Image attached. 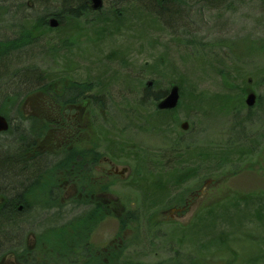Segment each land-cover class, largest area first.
<instances>
[{"label":"rangeland","instance_id":"374dc122","mask_svg":"<svg viewBox=\"0 0 264 264\" xmlns=\"http://www.w3.org/2000/svg\"><path fill=\"white\" fill-rule=\"evenodd\" d=\"M111 5V0H104L103 9H100V12L105 14L113 9ZM59 6V1L51 4L54 9ZM7 10L5 5H0V16L7 13ZM14 11L15 8L12 5L11 14H8L7 18L14 15ZM97 11L99 10H95L89 17L95 16ZM137 11L139 10H136L135 14H138ZM237 13L240 16L237 20H234L236 15L228 14L225 16L227 17L226 21L221 25L218 21L212 22L213 19H211L210 24L215 27L202 29L201 39H204L205 36L208 40L218 37V40L221 41L216 44L206 43L204 47L202 45L203 51L199 52L202 58L197 57V59L195 55L190 54L191 49L186 44L178 42L174 37L175 33H171L167 27L162 24L155 25L153 28L147 27L152 23L148 17L143 20L138 19L136 22L128 20L124 24L114 23L110 29L120 28L122 31L127 29L128 32L123 31L124 34L114 33L110 36L99 31L98 25L94 29L85 18H80L78 21L79 30L74 33L73 38L76 47L72 49L71 55L63 51L50 58L44 54L45 49L42 50V47L38 49L40 45L34 48L33 54L27 55L26 51L20 53L24 55L25 59L17 64L18 68L32 63L51 74L57 73L58 76H62L65 73L73 77L59 78L51 85V89L57 94H65V90L72 87V79L85 83L90 80L94 84L98 81L102 84L94 85L92 83V93L98 92L100 89V95L104 97L103 100L109 105V108L104 109L100 107L99 103L94 106L91 104V98L87 97L77 101V109L71 110V103L56 102L50 96L51 91L49 90L33 92L26 96L20 105L25 114L35 116L38 126L44 127V133L46 132L44 139L38 141L41 148L49 147L46 144L51 145L52 149L56 148L61 136L63 137L67 133L64 141L71 140L76 147L89 148L96 145L100 151L99 146L102 141L104 146L105 140L99 138L97 128L102 127L111 130V135H107V137L116 138L118 141L116 143L125 149L122 156L115 158L120 166L119 170L123 166L130 167V172L125 173L124 177L121 176V178L115 173L109 175L105 172V181L102 182L98 181L92 173H89L88 176L87 173H84L79 179L77 178L79 184L77 188L80 189L81 186L87 188V184L91 182V185L89 184L91 194L103 199L102 205H105L99 210L101 214L99 216L92 215L90 220L92 229L88 231L87 235L90 236L92 245L94 242L101 245L107 244L122 227L120 233H124L125 236H128L131 231L135 233L139 230L140 235L141 232H148V239H152V243H142L140 246L145 264H158L160 261L172 264V262H167L172 255V250H170V246L162 245L163 241L162 244L160 243L159 234L168 235L167 240L174 242L171 246H176L175 243L180 244L185 239L202 241L208 246H213L210 247L207 254H203L204 257L196 256L198 258L195 262L183 259L185 263L190 262L189 264H242L243 261L248 262L256 260L258 256H263L264 210L258 209L256 215H253L255 210H252L251 207L252 201H255L256 197L264 196V41L253 42L251 39L261 33L264 36V30L261 26L254 27L257 22L248 19L247 15L252 14L248 12V9L241 11L239 9ZM244 17L248 20H241ZM11 20L14 21L15 18L13 17ZM48 20L50 22L52 20L59 21L55 16H51ZM0 23L3 25L1 21ZM205 25H209V23L205 22ZM19 26L20 24L16 29L12 24L6 33L8 31L11 33L13 30L18 31ZM130 26L134 30H130ZM147 28L149 29L142 32ZM110 29L107 33L111 32ZM33 30L38 33L35 29ZM16 31L12 36H17ZM58 34L52 30L49 33V38L54 37L52 44L58 43ZM96 34L104 35L102 36L104 39L97 37L98 39L95 40ZM231 43H233L232 48ZM66 59L68 60L66 61ZM211 62L215 63L214 66L217 69L218 67L224 69V74H220L219 70L217 72L216 68L210 64ZM242 76H245L246 81L253 77L250 87L244 94L239 97L232 95L230 99L219 96L220 94L228 95L231 90H228L227 87L239 84ZM179 78H183L182 81L193 88L194 95L200 96L198 101L203 102L201 106L197 104L196 100H185V97L181 96L179 102L181 107L175 111L176 116L173 121L169 120L167 125H159L161 126L159 128L153 126L144 116L146 114L144 110L142 111L144 115L131 111L133 107H137L138 101L142 98L143 89L149 82L152 84L156 82L154 87L158 90L164 87L170 88L171 83ZM251 91L256 93L257 102L249 107L245 99ZM233 92L239 94L241 91L238 89ZM58 97L62 100L68 98L66 96L65 98ZM68 106L70 109L64 110ZM146 107V112H149L147 114L150 115L157 106L154 103H148ZM177 107L178 105L175 108ZM248 113L251 115L255 113V120L245 124L241 122L240 118ZM94 114L96 120L93 118ZM159 114L162 116L157 117L158 119L170 116L163 117L164 114L161 112ZM183 122H188L187 130L182 128L181 123ZM247 133L254 134L250 146L257 145L254 152L245 155L243 160H239L235 152L230 153V158L225 159L224 166L219 171H217L216 161L220 159L203 160L202 163H199L202 173L186 185V189L189 191L187 199H182L183 202L180 205L175 202L169 207L154 211L151 219L153 225L142 226L140 229H137L138 222L128 224L126 221V226L119 225L126 211L140 207V201L143 198L148 203H165V194L168 195L170 192L168 179L183 175L181 173L179 175H152L149 170L151 162L141 160L136 165L146 167L145 171L142 170L140 175L134 176L132 186H129L132 189L123 187L120 180L132 176V168H134L135 161H138L135 157V161L132 160L131 154H127L128 151L138 152L143 158L145 156L153 157L156 160H152V164L156 165L161 161L166 162L167 159L173 161L177 144L183 145L184 149L188 148L189 144L194 152L198 150L199 146L203 149L211 148L214 152H217L221 147L228 151L232 147L234 149L240 147L241 143L247 144L245 140L250 137L244 138ZM101 136L103 137L102 133ZM108 148L113 153L118 151L115 144H111ZM215 158L218 157L215 156ZM54 161L55 159H50L49 163L53 164ZM168 169L170 168L167 167L165 171ZM63 173V171H59L54 177L48 174L43 178L41 181L43 187L32 191V196H30L32 201L40 200L42 203L46 200L48 202L49 196H51L56 201L60 200L57 203L59 204L62 202V198H58V191L64 196L63 201H68V198L73 195L74 185ZM201 175L208 176L201 177V179ZM54 186H58V188L51 190L50 188ZM247 195H252L253 198L248 201V206L241 207L246 202L243 200L237 208L235 203L245 199ZM248 199L250 198L246 200ZM80 201L81 197L76 202ZM92 208L94 207L81 206L74 211H59L46 216L48 219L41 223L42 228L40 226L37 228L39 232H45V234L43 233L38 240L33 235L30 236L29 245L32 249L40 251L41 254L51 253L54 256L58 253L68 254L73 247L79 246L80 249L86 247L80 243L79 231L82 229L81 226L85 219L79 223L75 222L73 226L69 223L75 221L71 219L74 218L71 217L73 214ZM208 209H212L213 212H207ZM251 216L254 217L247 219ZM34 223L36 226L40 224L37 220ZM177 225H181L180 228ZM184 225L187 226L183 227ZM49 227L52 229L48 230ZM155 233L158 236H154ZM214 244H216L215 247ZM183 254L185 255V253ZM15 258L6 256L0 260V263L23 264L20 258L17 260Z\"/></svg>","mask_w":264,"mask_h":264},{"label":"trees","instance_id":"16d2710c","mask_svg":"<svg viewBox=\"0 0 264 264\" xmlns=\"http://www.w3.org/2000/svg\"><path fill=\"white\" fill-rule=\"evenodd\" d=\"M55 1H59L60 6L54 9L51 7V4ZM111 2L113 9H110L105 14H102L99 9L95 16L89 17L96 10L91 8L89 0H0V5H5L8 8V12L3 14L1 13L2 15L0 16V18L3 16L0 19L3 23V25L0 23V113L5 115L7 117V121L10 123V128L4 131L0 138V260L9 255L25 259L29 251L28 240L31 234H35L34 237L37 240L43 235V233L45 234V232H39V229L37 230V228L38 226L42 228L41 223L46 222L48 219L46 216L55 214L59 211L66 212V210H68L67 204L64 206H61L60 204L57 206L58 208L55 207L52 202H55L56 200L51 196H49L50 199L48 202L46 200L42 203L40 200L37 202L31 201L29 200L28 195L32 192V190L30 187L24 190L25 187H27V184H29V180H36L39 174H43L48 169H55L58 161H61L62 156L59 158V152L57 153L59 155L55 154L57 156L52 157L49 155L50 153L45 154L36 151L35 156L32 159H29L34 150V146L36 145L35 139L33 138V125H35V120L34 117H26V114L20 108L21 102L27 95L32 94L33 92L49 90L51 91L50 96L58 103L63 102L75 104L79 100L90 97L92 105L97 106L99 103L100 107H103L104 109L109 108V105H107V103L103 100L104 97L100 95V89L98 92L92 93L93 89L91 88L93 87L92 83L94 84V82L90 80H86L87 83H85L76 80L74 81L72 79V87L67 88L65 90V94L63 95L57 94L51 89V85L59 78H64L66 76L69 78L73 77L70 74L65 73L62 76H58L57 73L51 74L47 70H41L38 65L32 63L18 68L17 64L25 59L23 57L24 55L20 53L26 51L27 55L29 53L33 54L32 52H35L34 48L40 45L38 49L41 47L42 50L45 49V52L43 51L44 54L50 58L58 54V52L63 51L71 55L72 49L76 47L75 42H73V38L74 33L79 30L78 21L80 18H85L94 29L95 26L98 25L99 31L103 32L107 36H110L114 33L124 34V32H128L127 29H123L124 32L120 28H117L116 30L110 29V26L114 23L119 22L120 24H124L127 23L128 20L136 22L138 19L143 20L148 17L152 20V23H150L147 27L153 28L155 25L161 24L164 27H167L171 33H175L174 37H176L178 42L186 44L187 47L191 49L190 54L192 53L195 55L196 59L197 57L202 58L199 54V52L203 51V49H201L202 45L204 47L206 43L216 44L221 41L218 40V37L214 40H208L206 39V36L204 39H201L200 32L202 29H212L215 27V25L210 24L211 19H213L212 22L218 21L221 25V23L226 21V15H236L234 20H237L238 17L240 18L237 11L239 9L240 11L248 9V12L252 13L250 16L247 15L248 19L257 22L254 27L259 28V26H261L264 30V0H111ZM12 5H14V12L17 14L14 13V15L8 16L7 18V15L11 14L10 10ZM102 9L103 8H101V10ZM136 10H139L140 12L137 11L138 14H135ZM18 12H20V14H18ZM51 16H55L59 20L58 25H50V21L48 19L51 18ZM13 17L15 18L14 21L11 20ZM248 19L244 17L241 20L244 21ZM5 21L8 22L6 23ZM205 22L209 23V25H205ZM12 24H14L16 29L18 24H20L18 31L13 30L11 33L10 31L7 33L4 32L5 30H8ZM129 28L130 30H134L131 26ZM149 28L142 30V32H145ZM33 29H35L38 33L34 32ZM108 29H110V33H107ZM51 30L59 33L57 36L58 43L56 45L52 44L54 37H48ZM15 31L17 36H12ZM235 34L237 35V33ZM262 34L263 33L256 35L251 39V41H264V36ZM102 36H98L96 34L95 40L98 39L97 37L104 39ZM232 45L233 43L230 44L231 48L233 47ZM68 59H66V61ZM160 61L162 62L161 57ZM210 64L213 65V68H216V66H214V62H211ZM218 70L220 71V74H224L225 72L224 69L219 67L218 69L216 68L217 72ZM241 78L242 80L239 84H232L227 87L228 90H231L228 92V95L223 96L220 94L219 96L230 99L232 95L239 97L244 94L247 88L250 87L253 77L247 81L245 76H242ZM182 80L183 78L176 79L171 84L179 85L182 98L185 97V100H196L197 104L201 106L203 102L198 101L200 96L196 94L194 95L192 93L193 88L187 83H184ZM95 84H101V82L97 81ZM155 84L156 82L153 83L152 86L149 84L145 86L142 92V98L138 101L137 107H133L131 111H136L140 115H144V113H146L144 116L150 121V123L159 128L167 125L169 120L173 121L176 116L174 113L181 107V104L179 103L178 107L175 109H160L157 103L168 94L169 88L164 87L163 89L156 90L154 87ZM238 89L241 91L239 94L233 92ZM58 96H62V98H65L66 96L68 98L62 100ZM148 103H154L157 106L155 111L150 115L147 114L149 112H146V104ZM182 104H184V101H182ZM143 110L145 112L142 114ZM160 112L161 114H164L163 117H165V115L170 116H167L165 119H158L157 117L162 116L159 114ZM254 114L251 115L248 113L241 116V122L247 124L246 122L254 121ZM237 116L238 114L236 115V118ZM100 128H98L99 133H102L104 139L109 140L110 142L106 149L109 150L108 146H111V144H115L118 149L117 153H113L112 150H109V153L111 155H116L117 157L122 156V152L125 150L123 149V146L116 143L118 142L116 138L107 137V135H111L112 131L103 129L102 127ZM253 135L247 133L246 136H244V138L250 136L245 140L247 141V144L241 143L240 147L235 149L232 147L228 151L226 149H222L221 147V149H218L217 152H214L211 148L203 149L199 146L200 148L197 147L198 150L194 152L189 144L188 148L185 149L182 147L183 145L177 144L175 149L176 152H174L175 159L173 161H171L172 159H167L166 162L163 163L161 161L156 165L152 164V160H156L153 159V157L145 156V158H143L140 157L138 152L133 151L131 153L128 151L127 154H131L132 160L135 161V159H138L137 162L135 161L133 168L135 175H140V171L142 170L145 171L144 169L146 167L136 165L141 160H146L149 163L151 162L149 170L152 175H179L180 173L183 175L178 178L172 177V179H168L170 183V192L168 195L165 194V203H148L147 201L145 202V199L143 198V200H139L141 203L140 207H136L132 210L128 209L126 211L125 218L121 221V225L126 226V221H128V224L138 222L139 226L137 229H140L142 226L147 227V225H153L151 220L153 211L151 210L168 205L171 201H178L187 195L189 193L186 189L187 183L202 173L199 163H202L203 160L213 161L214 159H220L216 161L217 171H219L222 169V166H224L225 159H228V157L230 158V153L232 154L235 152L236 155H238V159L243 160L244 156L254 152V148L257 146L254 144V146L250 147L252 145V139L254 138ZM22 156L28 157L22 160ZM215 156L218 158H215ZM50 159H55L53 164L49 163ZM196 160L199 161L197 162ZM46 162L48 163L47 165ZM167 167L170 169L165 171ZM207 176L208 175L204 177ZM201 177L204 178L203 175H201L200 178ZM251 196L247 195L245 199H241L240 202L235 203V206L239 208L244 200L246 202L241 207L245 208L249 204L248 201L253 199ZM247 198L250 199L246 200ZM21 204H24V207L21 208ZM251 209L255 210L253 215H256V211L258 209L264 210V196L256 197V200L252 201ZM207 212H213V210L208 209ZM89 213V210L81 211V213L78 214L80 217L78 219L81 220L82 216L85 218ZM257 215L260 217L259 214ZM252 217L254 216L248 217L247 219ZM35 220H37L40 224L36 226L34 223ZM180 226L178 227L180 228ZM185 226L187 225H184L183 227ZM47 229L51 230L52 227ZM141 234L144 236L143 243H152V239H148V232L144 231L141 232ZM153 235L158 236L157 233ZM167 236L168 235L165 234H159L158 238L161 239V244L163 241L162 245L167 247L170 246L172 255L167 262H172V264L190 263L188 261L185 263L183 259L195 262L196 258L204 257L203 254H207L210 247H213L208 246V244L202 241H189L188 239H185L180 244L175 243L176 246H171L174 242H169L167 240ZM135 243L136 241L133 238L129 240L127 244L132 246ZM215 246L216 244H214V247ZM32 251L35 252L34 256H36L37 250L34 249ZM183 253H185V255ZM260 262L264 263V254L263 256H258L256 260H250L248 262L243 261L242 264H258ZM165 263L166 262L164 261H160L158 264ZM55 264H60V262L57 261Z\"/></svg>","mask_w":264,"mask_h":264},{"label":"flooded vegetation","instance_id":"af4514ba","mask_svg":"<svg viewBox=\"0 0 264 264\" xmlns=\"http://www.w3.org/2000/svg\"><path fill=\"white\" fill-rule=\"evenodd\" d=\"M4 32H6V30ZM91 104H92V101H91ZM77 105H78V102H76L75 104H72L70 107L71 110L77 109ZM70 108L68 106V108L64 110H69ZM26 117H30V118L34 117V120H35L34 122L35 125H33V131H34L33 138L35 139L36 145L34 146V150L32 154L30 155L29 159H32L35 156L36 151H39L45 154L50 153L49 155L52 157L59 155L57 154L59 152L60 153L59 158L60 156H62V159L60 162L58 161L57 167L55 169H48L46 172L44 173L42 172L43 174H39L36 180H33V181L29 180L28 181L29 184H27V187H25L24 190L30 187V189L33 191L36 188L43 187V185H41V181L43 180V178L47 177L48 174H51V176L54 177L57 174V172L63 171L64 172L63 174L65 175V177H68L70 179L69 182L74 185L73 186L74 191L72 189L73 195H71L70 198H68L69 199L68 201L64 202L63 201L64 196H62L60 191H58V198L61 197L62 202L59 204H56L60 201L59 200V201L52 202V204L55 207L59 206L60 204L61 206H64L67 204L68 210H66V212L74 211V209L79 208L81 206L82 207L90 206L94 208L93 210L89 209L90 213L87 214L85 218L83 216L81 218L82 221L84 218L85 222L83 221L82 226H81L82 229L79 230L80 238H81L80 243L81 245L82 244L86 245V247H83L81 249L79 248V246H77L76 248L73 247L72 251H69L68 254L58 253L55 256L51 255V253L41 254L40 251L39 252L37 251L36 253L37 255L34 256L35 252L32 251L34 249L31 248V245H28L29 251H28V254L26 255V258L22 259L20 257H16L15 260H17V258H20L23 264H55L57 261L60 262V264H120L124 262H128L130 264H144L143 254L140 252V248H141L140 246L143 243V239H142L143 236L142 234L140 235L139 230L136 231L135 233H132L131 231L128 236H125L123 235L124 233H120V229L122 228L120 227L119 231L115 234L114 238L104 245L98 244L96 242H94V244L92 245L90 242V236L87 235L88 231L92 229L91 223H90L92 215L99 216L101 214V212H99L100 208L105 205H102L103 199H100L95 194L92 195L93 193L91 194L90 189H89V184L91 185V182L89 184H87L88 182L86 183L88 189L86 188V186H83V187L81 186V188L79 189L77 188V186L79 185L77 183V180L84 173H87V176L89 175V173H92V175L96 179H98V181L102 182V181H105V177H106L105 172H107L109 175H112V173H115V175L118 174L117 176H120V177L121 176L124 177L125 173L130 172V167L128 168V166H123L122 169L119 170L120 166H118L117 160L115 159L117 158V156L111 155L109 153V150L106 149L107 145L110 144L109 140L104 139V137L101 136V133H99V130H98L99 138L101 137L102 139L105 140L104 146H103V141L100 144L99 146L100 151H99L96 145L94 147L84 148L81 146L76 147L74 144H72L71 140L67 139V141H64L65 138L67 137V133H65L63 137L61 136V139L59 140L60 142L57 143L56 148L52 149L50 148L51 145L46 144L49 147L44 149V148H41V146H39V142H38L39 140L43 141L44 139V136L46 133V132L44 133V129H43L44 127L42 128L38 126L37 124L38 120L35 118L34 115L26 114ZM93 118H95V120L97 119L95 117V114ZM3 132L1 133L0 138ZM102 147L104 148L102 149ZM26 157L22 156V160H24V158ZM132 171H133V168H132ZM134 173L135 172L133 171V174L130 178H124L120 180L123 187L132 189L129 186H132V180L134 179V176H135ZM55 188L57 189L58 186L51 187L50 189L53 190ZM188 194L185 195L182 199L184 200L187 199ZM85 195L89 197H86ZM30 196H32V192H30V194L28 195L29 200L32 201ZM80 197H81V201L76 202L78 199H80ZM182 199H179L178 201L176 200L174 202L171 201V203H169L168 205L158 207L157 209H154V210L152 209L151 211L154 212L160 208L169 207V205L174 204L175 202H177L180 205L183 202ZM20 207L21 208L24 207V204H21ZM54 211H55V208H54ZM78 214L80 213H76L71 216V217H74L71 219L75 221H71L69 223L70 225L72 224L73 226L75 222H78V223L81 222V220L78 219L80 218ZM124 218H125V215H124ZM32 235L35 236V234L33 233L31 234V236ZM133 238L135 239L136 243L132 246L128 245L127 243L129 242V240ZM88 244H89V247H88ZM131 250H136V251L131 252ZM9 256H13V255H9ZM3 263L5 262H2L0 264H3Z\"/></svg>","mask_w":264,"mask_h":264},{"label":"water","instance_id":"95a60500","mask_svg":"<svg viewBox=\"0 0 264 264\" xmlns=\"http://www.w3.org/2000/svg\"><path fill=\"white\" fill-rule=\"evenodd\" d=\"M91 4V8L99 10L104 5V0H89ZM59 24V21L52 20L50 25L56 26ZM149 85H152V82H149ZM181 97V92L178 84L172 85L169 90L168 94L164 96L157 104L160 109H175L177 105H179ZM246 103L249 107H252L256 103V93L251 91L246 97ZM182 128L187 130L189 127L188 122H183ZM10 123L7 121L5 115L0 113V135L3 131L9 129Z\"/></svg>","mask_w":264,"mask_h":264},{"label":"bare ground","instance_id":"6f19581e","mask_svg":"<svg viewBox=\"0 0 264 264\" xmlns=\"http://www.w3.org/2000/svg\"><path fill=\"white\" fill-rule=\"evenodd\" d=\"M256 102H257V100H256ZM182 124V123H181Z\"/></svg>","mask_w":264,"mask_h":264}]
</instances>
